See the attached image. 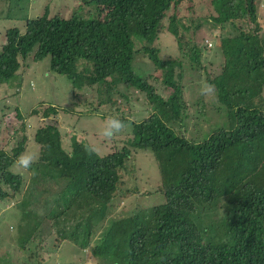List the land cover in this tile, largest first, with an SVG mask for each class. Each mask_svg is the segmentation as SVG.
<instances>
[{"label":"trees","instance_id":"16d2710c","mask_svg":"<svg viewBox=\"0 0 264 264\" xmlns=\"http://www.w3.org/2000/svg\"><path fill=\"white\" fill-rule=\"evenodd\" d=\"M202 1L205 14L187 1L182 16L184 0H85L68 18L45 8L22 17L23 31L5 29L0 86L16 79L20 87L28 59L49 57V71L69 81L74 105L87 112L140 94L146 107L140 120L119 118L128 136L112 138L103 155L75 136L63 147L50 124L30 141L26 117L39 111L16 112L18 127L0 146V201L21 195L19 206L44 204L43 217L28 212L34 225L19 243V264H43L46 248L54 254L63 245L89 249L97 264H264V10L259 0ZM163 33L173 56H161ZM206 39L218 51H209L216 71L205 79L212 126L202 127L199 112L187 137L184 69L203 68ZM58 108L49 104L41 116ZM30 144L38 158L25 179L12 168ZM141 155L156 166L153 191L137 183Z\"/></svg>","mask_w":264,"mask_h":264},{"label":"rangeland","instance_id":"374dc122","mask_svg":"<svg viewBox=\"0 0 264 264\" xmlns=\"http://www.w3.org/2000/svg\"><path fill=\"white\" fill-rule=\"evenodd\" d=\"M184 1L186 3L182 5L180 12L182 16L190 15L187 6L191 4H188L187 1L192 2L194 15L201 16L209 8L208 4L202 0ZM21 2L23 3L22 5L27 7L26 12L21 10ZM84 3L85 0L9 1L8 4L10 7L12 6L10 9L4 6L0 7V47L3 42L5 29L17 27L22 31L24 30L22 17L27 15V17L35 18L40 16L45 8H48L51 10L52 15L68 18L70 13L78 10V4L83 5ZM259 3L261 13H263L264 1L259 0ZM259 19L264 25V20H262L260 14ZM210 43L215 46L214 41L211 39L204 41L206 49L203 52V68L189 69L185 67L184 69L185 101L187 102L188 114L191 119L188 124L187 137H191V133L196 129L194 124L199 122V117H197L199 112H205V117L199 122L202 127L212 126V122L207 118L208 108L205 103L210 98L211 93L207 95L201 94V89L206 84V75H212V72L216 71V64H211V61H213L211 57L218 51L217 49L208 50ZM158 47L163 50L162 57H166L168 54L173 56L176 53L173 39L166 33L161 34ZM209 51H211L212 55H209ZM27 63L28 65L24 67L22 72L20 87H17L16 79L12 80L8 85L0 86V146H4L10 141L12 131L18 127L16 126L17 122H14L18 111L25 113V115L30 113L32 109L39 111L38 115L26 117V132L30 141H32L33 133L37 128L47 124L55 125L65 138L63 147L69 148L68 139L71 136H75L79 141L92 145L99 155L107 154L115 145L116 140L113 142L102 135L104 122L109 117L119 119L120 117L129 118L130 116L132 120L137 121L146 115V107L142 102L143 97L141 94L138 95L140 96L138 100H132L127 103L119 99L115 107L103 108L98 114L89 113L83 104L74 105L69 81L65 77L56 76L49 71V57L37 63H33L31 58H29ZM199 101L203 104L202 107ZM49 104L58 105L60 108H58L56 116L51 115L48 118H43L41 114ZM127 136L128 131L122 130L121 133L115 136V139L119 141L120 138L123 141ZM120 144L117 146L121 147ZM33 146L30 144L27 152L34 153L36 149H33ZM137 166L139 168L136 178L138 180L137 183L147 191L155 190L158 181L155 164L147 156L141 155L137 156ZM12 171L13 173L22 174L25 179L30 176L27 169L17 165L12 168ZM37 198L42 201L41 195L37 196ZM21 200V195H18L16 198L0 201V264H19L26 258V253L20 249L19 243L27 238L25 232L33 228L34 225V222L30 219L31 217L29 218L31 214L28 212L33 210L39 217L44 216L43 201L41 206H19L17 202ZM48 249L46 248L41 253L43 264H97L89 249L82 253H77L73 252L68 245H63L54 254L50 251L48 252Z\"/></svg>","mask_w":264,"mask_h":264},{"label":"clouds","instance_id":"9594fccd","mask_svg":"<svg viewBox=\"0 0 264 264\" xmlns=\"http://www.w3.org/2000/svg\"><path fill=\"white\" fill-rule=\"evenodd\" d=\"M213 91V86L205 84L201 89V94L207 95ZM125 128V123L117 118L109 117L104 122V127L102 130V135L107 139L114 138L117 134L121 133ZM38 157L35 154L25 152L20 157H18L17 163L23 169H30L33 163L36 162Z\"/></svg>","mask_w":264,"mask_h":264}]
</instances>
